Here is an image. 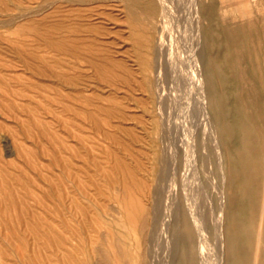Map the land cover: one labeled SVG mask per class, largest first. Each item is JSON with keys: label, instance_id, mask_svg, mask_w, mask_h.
Instances as JSON below:
<instances>
[{"label": "rangeland", "instance_id": "rangeland-1", "mask_svg": "<svg viewBox=\"0 0 264 264\" xmlns=\"http://www.w3.org/2000/svg\"><path fill=\"white\" fill-rule=\"evenodd\" d=\"M169 1L173 8L177 7L173 10L179 21H174L172 27L181 23L179 26L189 32L188 5L184 0ZM201 2H209L210 9L200 25V58L209 85L215 83L211 85L215 99L210 108L223 142L227 171L224 189L226 195H232V203L225 210V232L228 240L234 238V231L240 234V252L225 248L224 263L251 264L256 237L253 218H258L264 200V0ZM135 4L134 0H0V264H115V260L139 264L141 250L147 245L151 252L157 245L152 253L148 252L156 255L155 264H164L165 239L171 241L176 235L163 227V202L174 205L173 213H180L184 226L187 219L183 217L180 196L184 182L188 194L193 195H188L189 206L195 205L197 217H203L197 220L206 239L200 249L196 243L190 245V264H197L199 253L202 264H214L211 258L220 178L204 120L198 115L199 90L193 88L183 46L175 43L171 46L175 50H168V44H164L167 47L162 46L165 49L159 52L163 82L155 85L150 73L153 67L144 75L139 33L154 39L152 21L158 22L160 7L153 0L154 9L149 13ZM153 43L152 40V49ZM171 53L172 64L167 58ZM150 54L153 57V52ZM106 59L117 64L110 65L112 62ZM156 92L162 98L164 119L170 113L166 123L176 145L190 143L193 133L196 160L192 177L198 175L201 194L195 185L187 184L188 179L180 172L175 177L176 190L171 186L164 191L153 178L151 125L156 114ZM216 108H221L222 120ZM222 125L226 131L221 132ZM188 131L189 137L183 134ZM123 183L133 192L132 200H140L145 211L153 208L156 213L151 225L146 211L147 226L141 235L119 204ZM203 192L207 196L201 198ZM124 200L129 198L124 196ZM168 222L171 226V218ZM262 230L264 235V226ZM257 252L256 264H264L263 238ZM181 258L178 252L177 262Z\"/></svg>", "mask_w": 264, "mask_h": 264}, {"label": "bare ground", "instance_id": "bare-ground-1", "mask_svg": "<svg viewBox=\"0 0 264 264\" xmlns=\"http://www.w3.org/2000/svg\"><path fill=\"white\" fill-rule=\"evenodd\" d=\"M85 1V0H84ZM110 1V0H108ZM156 2L159 3V7H160V15H159V12H158V22H153L152 26H154V39H152L151 35L149 34H146L145 32H142V33H139L140 36H139V39H140V43H141V46H142V49L144 50L143 51V55H142V58H141V64H142V67L144 69V75L147 76L149 74L148 69H150V67L152 68L153 67V70H151L150 73H152L153 75V78H154V82H155V85L158 86V83L160 84V80L162 81V75L164 74H161L162 71H160V65H159V59H161L159 57V52L161 50V48H164L165 45L164 44H168V50H175V47L171 48V46L175 43L177 46L180 47L183 46L184 48V54H185V66H187L189 68V74H190V78H191V81H192V85H193V88L194 90L197 89L199 90V108H198V111L200 110L201 113L198 114L200 115L199 117L204 120V123H205V126H206V131L207 132V136H208V139H209V142L211 143L212 147L213 148V153H214V159H215V162L216 163V166H217V171H218V174H219V180H220V189H219V198H217L219 200V204H218V217L217 219L214 221L215 223V244L212 242V244H214V251H213V255H212V261L214 264H225V248L228 249V250H231L232 248L236 250L237 253L240 252V247H239V237H240V234L238 231H234V238H232L231 240H228L227 239V236H226V232H225V210L226 208L228 207V205H230L232 202H231V194L228 193L226 195V192H225V189H224V181L226 180V175H227V171L225 170V164H224V151H223V142L220 138V135H219V132H218V129H217V126H216V121L214 119V115L211 111V101L214 102V97H215V93H214V90L212 89L211 85L213 84L214 86V82L212 84L209 85L208 83V80L206 78V75H205V69L203 67V64H202V61H201V58H200V55L202 53L201 51V45H200V42H201V28H200V25H201V22L205 19L203 18L204 15L207 14L208 12V9H210V3L207 2L205 4H203L201 2V0H184L185 3L188 5L187 7H189V10H188V28H189V32H187V30L184 28V27H180L179 23L178 25L173 26L174 24V21H178L176 20L178 17L177 15L174 16V11L176 10V8H173V5L171 6L170 5V1L169 0H154ZM174 1V0H173ZM172 1V2H173ZM176 1V0H175ZM122 2V1H120ZM134 2L136 4H138L140 7L139 9H144L145 11L149 12V13H152L153 9H154V5H153V0H134ZM132 3V2H131ZM180 3V2H179ZM100 4V3H99ZM118 4V3H117ZM127 4V3H125ZM135 4V5H136ZM177 4V3H176ZM96 5V4H95ZM131 5V4H130ZM134 5V6H135ZM254 5V4H253ZM252 5V6H253ZM97 6V5H96ZM132 6V5H131ZM137 6V5H136ZM90 8V7H89ZM93 8V7H92ZM131 8V7H130ZM179 8V7H178ZM199 8H201L199 10ZM80 9V7L78 8ZM84 9V8H83ZM86 9V8H85ZM133 9V7H132ZM175 9V10H173ZM180 9H183V6L182 8ZM179 9V10H180ZM184 9H186V7H184ZM207 9V10H205ZM262 9V8H261ZM224 10V9H223ZM259 10V9H258ZM62 11V10H61ZM98 11V10H97ZM257 11V10H256ZM263 11V10H262ZM181 12V11H179ZM182 12H184V10H182ZM264 12V11H263ZM186 13V12H185ZM99 14V13H98ZM251 14V13H250ZM257 14V13H256ZM260 14V12H259ZM64 15V14H63ZM67 15V14H66ZM84 15V14H83ZM107 15V14H106ZM181 15V14H180ZM179 15V16H180ZM82 16V15H81ZM102 16H105L102 14ZM143 16V15H142ZM184 16V15H183ZM145 17V16H144ZM149 16H146V18H148ZM176 17V18H175ZM220 17L221 19L223 20L224 19V15L223 13L220 14ZM241 17V16H240ZM260 17V16H259ZM83 18V17H82ZM108 18V16H107ZM152 18V17H151ZM181 18V17H180ZM250 18V17H249ZM59 19V18H58ZM185 20V18H182ZM187 19V18H186ZM183 20V21H184ZM59 21V20H58ZM62 21V20H61ZM142 21V19H141ZM179 22V21H178ZM185 22V21H184ZM62 23V22H61ZM67 23H70V22H67ZM137 23V21H136ZM65 24V23H64ZM143 24V23H142ZM172 24V25H171ZM184 24V23H183ZM52 25V24H51ZM148 25V24H146ZM90 26V25H89ZM92 26V25H91ZM183 26V25H182ZM56 27V26H55ZM83 27H85L83 25ZM97 27V26H96ZM146 27V26H145ZM151 27V26H150ZM50 28V27H49ZM60 28V27H58ZM187 28V27H186ZM20 29V28H19ZM56 29V28H54ZM80 29V28H79ZM82 29V28H81ZM152 29V28H151ZM61 30V29H60ZM70 30V29H69ZM95 30V29H94ZM73 31V30H72ZM86 31V30H84ZM55 32V31H54ZM71 32V31H69ZM56 33V32H55ZM93 33V32H92ZM70 34V33H69ZM75 34V33H74ZM77 34V33H76ZM97 34V33H96ZM99 34V33H98ZM188 34V35H187ZM56 35V34H55ZM58 35V34H57ZM51 39V38H50ZM54 40H56V38H54ZM75 40V39H74ZM73 40V41H74ZM78 40V39H77ZM152 40H153V49L151 48V44H152ZM49 41V40H48ZM53 41V40H52ZM62 41V40H61ZM79 41V40H78ZM136 41V40H135ZM251 41V40H250ZM44 42H46V40H44ZM58 42V41H57ZM55 43V47H58L59 46V43ZM60 42V41H59ZM65 42V41H64ZM63 42V43H64ZM75 42V41H74ZM48 44V42H46ZM52 43V42H51ZM52 43V44H53ZM51 44V45H52ZM68 44V43H67ZM50 45V44H49ZM68 46V45H67ZM70 46V45H69ZM77 46V45H76ZM85 46V45H84ZM164 46V47H162ZM88 47V46H87ZM167 47V46H166ZM165 47V48H166ZM21 48V46H20ZM73 48V47H72ZM84 48V47H83ZM164 48V49H165ZM22 49V48H21ZM65 50V49H64ZM77 51V50H76ZM234 51V50H233ZM27 52V51H26ZM32 52V51H31ZM150 52H153V57L151 56ZM168 52V51H167ZM177 52V51H176ZM74 53V52H73ZM92 53L94 54V52L92 51ZM96 53V52H95ZM101 53V52H100ZM175 54V53H174ZM176 54H179V53H176ZM27 55V54H26ZM163 55V54H162ZM160 56H161V53H160ZM164 56H167V55H164ZM30 57V56H29ZM159 57V58H158ZM83 58V57H82ZM98 58V57H97ZM96 58V59H97ZM101 58V57H100ZM112 58V57H111ZM164 58V57H163ZM166 58V57H165ZM168 60L170 61L172 59V53L171 55L169 54V57H167ZM57 60V59H56ZM107 60V59H106ZM167 59H165L166 61ZM61 61V60H60ZM87 61V60H86ZM108 61V60H107ZM162 61V60H161ZM59 62V61H58ZM108 62H112L110 65H116L117 63H114L115 61H108ZM93 63V62H92ZM101 63V62H100ZM166 63V62H164ZM168 63V61H167ZM170 63L172 64V61H170ZM46 64V62H45ZM161 64V63H160ZM171 64L168 66L169 69H170V66ZM153 65V66H152ZM166 65V64H165ZM163 66V65H162ZM50 67V66H49ZM99 67V66H98ZM165 67V66H164ZM100 68V67H99ZM118 68V67H116ZM125 68V67H124ZM211 69L214 73V75L216 74L215 72V66L212 65L211 66ZM43 70V69H42ZM125 70V69H124ZM98 71V70H97ZM111 73V72H110ZM61 74V73H59ZM72 74V73H71ZM113 74V73H112ZM168 78H172L171 74H168ZM77 76V75H76ZM118 76V75H116ZM61 77V76H60ZM69 77V76H68ZM121 77V76H120ZM62 78V77H61ZM60 78V79H61ZM109 78V77H108ZM76 78L74 77V80ZM105 79V78H104ZM121 79V78H120ZM69 80V79H68ZM80 80V79H79ZM64 81V79H63ZM66 81V79H65ZM64 81V82H65ZM56 82V81H54ZM67 82V81H66ZM163 82V81H162ZM72 84V83H71ZM134 84V83H133ZM126 85V84H125ZM25 86V85H24ZM76 86V85H75ZM87 87V86H86ZM129 87V86H128ZM138 87V86H137ZM141 87V86H140ZM47 88V87H46ZM140 89V88H139ZM49 90V89H47ZM51 90V89H50ZM163 90V89H162ZM157 91H161V89L157 90ZM163 92V91H162ZM165 92V90H164ZM56 93V92H55ZM164 94V93H163ZM162 94V96H164ZM82 95V94H81ZM155 95V98H154V104H155V111L156 114H155V117L153 118V123L151 125V129H152V132H151V143H152V161H153V178L155 179V181L159 184L160 183V186L161 188L165 191L166 188H175L176 190V181H175V177H176V174L177 173H181L182 177H185L186 179H188V182L187 184H192V185H195V189L197 188V190H199L198 188H203V187H200L199 186V183H198V178L197 176L195 177V179H193L192 175L194 172L193 171V168H194V164H195V152H194V142H193V133H191V138H190V143L188 144H184L183 147H178L176 144V142H174V136L172 135L173 133L172 130L170 131L169 130V125H167L166 121L169 119V116H170V113L166 114L168 115V119L167 117H165L164 119V111H163V104L161 106V100L162 98L160 97L161 95H159L157 92ZM167 95V94H166ZM165 95V96H166ZM169 95V94H168ZM197 96V97H198ZM53 97V96H52ZM73 97V96H72ZM161 98V99H160ZM72 99V98H71ZM166 99V98H165ZM164 99V100H165ZM170 99V98H169ZM198 99V98H197ZM139 100V99H137ZM148 100V99H147ZM172 100H177V99H172ZM167 101V100H166ZM198 101V100H197ZM164 102V101H163ZM178 102V100L176 101ZM216 102V101H215ZM84 103V102H83ZM137 103H140V102H137ZM82 104V103H81ZM112 104H115V103H112ZM84 105V104H83ZM140 105V104H139ZM216 105V103H215ZM95 106V105H94ZM93 106V107H94ZM115 105H113L114 107ZM165 106V105H164ZM183 106V104H182ZM169 107V104L167 106V108ZM184 107V106H183ZM198 107V106H196ZM95 108V107H94ZM103 108V107H101ZM146 108V107H145ZM166 108V107H165ZM166 108V109H167ZM97 109V108H96ZM175 109V108H174ZM54 110V109H53ZM114 110V109H113ZM56 111V110H55ZM67 111V110H66ZM168 112L169 109H167ZM193 111V110H192ZM196 111V110H195ZM105 112V111H104ZM114 113V112H113ZM122 113V112H121ZM117 114V113H116ZM194 115V114H193ZM216 115L220 118V120H222L224 118V114L221 110V108H216ZM115 116V115H114ZM117 116V115H116ZM115 116V117H116ZM178 116V115H177ZM109 117V115H108ZM186 117V116H185ZM173 120L174 118L171 117ZM177 118V117H176ZM199 118V119H200ZM91 119V118H90ZM145 119V117H144ZM171 119V120H172ZM172 120V121H173ZM176 122L178 121L177 119H175ZM186 120V118H185ZM189 121V119H187ZM192 121V120H190ZM87 122V121H86ZM175 122V121H174ZM182 122V120H181ZM187 122V121H186ZM194 122V121H192ZM172 123V122H171ZM178 123V122H177ZM175 123V124H177ZM180 123V121H179ZM191 122H188L187 124L190 125ZM182 124V123H181ZM186 124V123H185ZM195 124V123H194ZM173 125V124H172ZM188 125H184V126H188ZM193 125V124H192ZM191 125V126H192ZM142 126V125H141ZM147 126V125H146ZM169 126V127H168ZM174 126V125H173ZM197 126L196 124L194 125V127ZM176 127H179V126H176ZM183 127V126H182ZM190 127V126H188ZM198 127V126H197ZM202 127V126H201ZM139 129V128H138ZM173 129H176V131L179 129V128H174ZM184 129V128H183ZM182 129V130H183ZM191 129V128H190ZM201 129V128H200ZM181 130V131H182ZM186 130V129H185ZM196 130V128H195ZM141 131V130H140ZM180 131V130H179ZM187 131V130H186ZM191 131V130H190ZM190 131L185 132L183 133L184 135L187 134V136L189 135ZM202 131V129H201ZM203 131V132H204ZM222 131H226V128L224 127V125H222L221 127V132ZM142 132V131H141ZM184 132V130H183ZM75 133V132H74ZM181 133V132H180ZM77 135V134H76ZM143 135V134H142ZM149 135V134H148ZM175 135V134H174ZM182 135V134H181ZM183 135V136H184ZM201 135V134H200ZM205 135V134H204ZM203 135V136H204ZM79 136V135H78ZM176 137V135H175ZM189 137V136H188ZM93 138V137H91ZM178 138V137H177ZM184 138V137H182ZM181 138V139H182ZM202 138V136H201ZM207 138V137H205ZM12 140V139H11ZM20 140V139H19ZM91 140V139H90ZM138 140V139H137ZM136 140V141H137ZM180 140V139H179ZM203 140V139H202ZM233 140V139H232ZM94 141V140H93ZM92 141V142H93ZM183 141V140H182ZM180 142L181 144L183 142ZM205 141V140H204ZM15 142V140H14ZM142 142V141H141ZM202 142V141H201ZM206 142V141H205ZM16 143V142H15ZM85 143V142H84ZM149 144V143H148ZM147 144V145H148ZM180 144V145H181ZM92 145V144H90ZM121 146V145H120ZM205 147V146H203ZM203 147H202V150H203ZM76 149V148H75ZM132 149V148H131ZM210 149V148H209ZM20 150V149H19ZM73 151V150H72ZM205 151V150H204ZM203 151V152H204ZM211 151V150H210ZM89 152V151H88ZM109 152V151H108ZM107 152V153H108ZM202 152V153H203ZM78 154V153H77ZM205 155V153H203ZM202 154V156H203ZM73 155V154H72ZM75 156V155H74ZM82 156V155H81ZM79 156V157H81ZM132 156V155H131ZM207 156V155H206ZM205 156V157H206ZM213 156V154H212ZM109 157V156H108ZM93 158V157H91ZM208 158V157H207ZM212 158V159H213ZM82 159V158H81ZM112 159V158H111ZM120 160V159H119ZM207 160V159H205ZM96 161V160H95ZM208 161V160H207ZM91 162V161H90ZM97 163V162H96ZM73 164V163H71ZM246 164H248L246 162ZM97 165H100V164H97ZM138 165V164H137ZM245 165V164H244ZM88 166V165H87ZM117 166V165H116ZM143 166V165H142ZM75 167V166H74ZM119 167V166H118ZM210 167V166H209ZM67 168V167H66ZM100 168V167H99ZM106 168V167H105ZM67 170V169H66ZM102 170V169H101ZM202 170V169H201ZM148 171V170H147ZM205 171V170H204ZM73 172V171H72ZM104 172V171H102ZM109 172V171H107ZM115 172V171H114ZM197 172V171H196ZM208 173V172H207ZM71 174V173H70ZM82 174V172H81ZM123 174V177H125V172L122 173ZM128 176L130 177V173L128 172L127 173ZM204 174H206V172H204ZM88 175V174H87ZM121 175V174H120ZM196 175V173H195ZM194 175V176H195ZM210 175V172L209 174ZM80 177V176H79ZM106 177V176H105ZM121 177V176H120ZM211 177V175H210ZM107 178V177H106ZM128 178V177H127ZM136 178V177H135ZM205 178V177H204ZM263 178H264V174H263ZM87 179V178H86ZM91 179V178H89ZM129 179V178H128ZM209 179V178H208ZM64 180V179H63ZM108 180V179H106ZM192 180L193 182L195 183H192ZM195 180V181H194ZM213 180V179H212ZM126 181V180H125ZM214 181V180H213ZM94 182V181H93ZM124 182V180H123ZM145 182V181H144ZM208 182V181H207ZM210 182V181H209ZM208 182V183H209ZM212 182V181H211ZM18 183V182H17ZM139 183V182H138ZM186 183V182H184ZM183 183V187H181V193H180V196H181V202H182V206H183V217H185L187 219V223L184 225V226H181V219H180V213L177 211L176 213H173V209L172 207H174V205L172 203H167V201L163 202L165 206V212L163 213L164 217L162 218L163 219V227L164 229H166V231H168L169 229L172 230V233L176 235V237L170 241V239H165L166 242H165V245H164V259H163V262L164 264H190V259H189V247L191 244H194L196 243L198 245V249H200V247L203 245L204 241L206 240L205 239V235H203V230L201 231L200 228L203 227L200 225V223L198 222L197 219H202L203 220V217L200 218V217H197V211H196V206L195 205H190L189 206V202L187 200H189V196H191L190 194H188V191L187 190L188 188H186L185 184ZM76 184V183H75ZM145 184V183H144ZM149 184V183H148ZM210 184V183H209ZM212 184V183H211ZM214 184V183H213ZM210 185V186H214L215 185ZM201 185V184H200ZM111 186V184H110ZM139 186V185H138ZM136 185V187H138ZM263 188H264V180H263V184H262ZM144 187V186H143ZM146 187V186H145ZM154 187V186H153ZM191 187V186H190ZM194 187V186H193ZM209 187V186H208ZM98 188V187H97ZM140 189V187H138ZM158 188V187H157ZM24 189V188H23ZM64 189V188H63ZM137 189V188H136ZM193 189V190H195ZM212 189V187H211ZM218 189V188H217ZM19 190V189H18ZM168 190V189H167ZM172 190V189H171ZM195 190V191H197ZM202 190V189H201ZM201 190H199V193L201 194ZM216 190V189H214ZM65 191V190H64ZM63 191V192H64ZM148 191V190H147ZM146 191V192H147ZM170 191V190H169ZM203 191V190H202ZM213 191V190H211ZM117 192H118V189H117ZM119 192H121L123 194V197H120L122 199V202L119 203L122 207H123V210L125 211L126 215H127V218H128V222L131 223L132 226L135 227V229H137L136 231H138L140 234L138 235H141L143 233V231L145 230V227L147 226L145 224V220H146V210L145 211V208L144 206H142L140 204V200H132L131 197V189L129 186H127L125 183H123L122 187L119 188ZM150 192V191H149ZM168 192V191H167ZM166 192V193H167ZM14 193V192H13ZM57 193V192H56ZM67 193V192H66ZM73 193V192H72ZM101 193V192H100ZM120 193V194H121ZM133 193V192H132ZM171 192H169V195H170ZM193 193V192H192ZM198 193V192H196ZM216 193V192H215ZM71 194V192H70ZM139 194V193H138ZM141 194V193H140ZM156 194V193H155ZM218 194V193H217ZM216 194V195H217ZM73 196V194H71ZM89 195V194H88ZM169 195L167 196H164L165 199H167V197H169ZM173 195L174 192H173ZM189 195V196H188ZM195 195V194H194ZM204 195V192L203 194L201 195V198L202 196ZM263 195H264V192H263ZM16 196V194H15ZM21 196V195H20ZM19 196V197H20ZM75 196V195H74ZM77 196V195H76ZM120 196V195H119ZM124 196L125 197H128L129 200L128 201H125L124 200ZM133 196H136V195H133ZM146 196V195H145ZM152 196H153V193H152ZM193 196V195H192ZM191 196V197H192ZM198 196V194H197ZM205 196V195H204ZM207 196V195H206ZM205 196V197H206ZM218 196V195H217ZM66 197V196H65ZM64 197V198H65ZM159 197V196H158ZM189 197V198H188ZM195 197V196H194ZM193 197V198H194ZM15 198V197H14ZM60 198V197H59ZM63 198V199H64ZM70 199L72 197H69ZM93 198V197H92ZM137 198V197H136ZM163 198V197H162ZM163 198V199H164ZM176 198V197H175ZM174 198V199H175ZM198 197H196L197 199ZM263 198V197H262ZM68 199V201L70 200ZM145 199V197H144ZM156 199V198H155ZM154 199V200H155ZM159 199V198H158ZM161 199V197H160ZM172 199V198H171ZM200 199V198H199ZM207 199V198H206ZM11 200V198H10ZM153 200V198H152ZM193 201V199H191ZM204 200V198H203ZM3 201V199L1 200ZM9 201V200H8ZM12 201V200H11ZM10 201V203H11ZM72 201V200H70ZM69 201V203H70ZM140 201V202H139ZM156 201V200H155ZM161 201V200H160ZM169 201V199H168ZM175 201V200H174ZM208 201V200H207ZM13 202V201H12ZM16 202V201H15ZM20 202V201H19ZM19 202H16V203H19ZM26 202V201H25ZM61 202V201H60ZM80 202V201H79ZM147 202V201H146ZM171 202V201H170ZM196 202V201H195ZM194 203H191V204H195ZM210 202V200H209ZM208 202V203H209ZM145 203V202H144ZM154 203V202H153ZM175 203V202H174ZM197 203V202H196ZM207 203V205H208ZM23 204H24V200H23ZM62 204V203H61ZM172 204V205H170ZM199 204V203H198ZM204 204V203H203ZM206 204V203H205ZM3 205V204H2ZM1 205V206H2ZM5 205V204H4ZM19 205V204H18ZM78 205V204H77ZM168 205V206H167ZM177 205V203H176ZM211 205V204H209ZM11 206V205H10ZM145 206H146V203H145ZM198 206V205H197ZM201 206V205H200ZM204 206V205H203ZM206 206V205H205ZM4 207V206H3ZM57 207V206H56ZM99 207V206H98ZM159 207V206H158ZM176 207V206H175ZM202 207V206H201ZM209 207V206H207ZM11 208V207H10ZM58 208V207H57ZM69 208V206H68ZM66 208V209H68ZM147 208V207H146ZM151 208V206H150ZM171 208V210H170ZM200 208V207H198ZM3 209V208H2ZM19 209V207H18ZM149 209V208H148ZM157 209V208H156ZM169 209V211H168ZM1 210V209H0ZM74 210V209H73ZM83 210V209H82ZM101 210V209H100ZM3 211V210H2ZM12 211V210H11ZM24 211V210H23ZM60 211V210H59ZM85 211V210H84ZM83 211V212H84ZM216 211V210H215ZM263 211H264V200L262 199L261 201V206H260V211H259V215H258V218L255 219L253 218V223L256 224V237H255V241L252 242V247H251V254H250V258H251V264H256L257 262V258H258V246H259V243H260V240L263 238L264 239V235H263V226H264V217H263ZM19 212V211H18ZM149 212V211H148ZM157 212V211H156ZM170 212V213H169ZM204 212V211H203ZM13 213V212H12ZM200 213V212H199ZM209 213V212H208ZM74 214V213H73ZM203 214V213H202ZM207 214V213H205ZM211 214L213 216V213L211 211ZM14 215V214H13ZM149 215V219L151 220V225L153 224L155 218H156V213L154 212V209L151 208L150 209V212L147 213V216ZM204 215V214H203ZM23 216V215H22ZM20 218V217H19ZM171 218L172 220V225L169 226V219ZM63 219V218H62ZM89 221H90V218H88ZM161 219V220H162ZM212 219V218H211ZM64 220V219H63ZM62 220V222H63ZM115 220V219H114ZM120 220V219H118ZM200 220V221H202ZM59 221V220H58ZM70 221V220H69ZM93 220H91L92 222ZM97 221V220H96ZM24 222V221H23ZM81 222V221H80ZM149 222V221H148ZM171 222V221H170ZM9 223V222H8ZM65 223V222H64ZM67 223V222H66ZM126 223V222H125ZM203 223V221H202ZM24 225V224H23ZM83 225V224H82ZM199 225L201 227H199ZM13 226V225H12ZM17 226V225H16ZM97 227V226H95ZM103 227V226H102ZM150 227V226H149ZM210 228V227H209ZM70 229V228H69ZM97 229V228H96ZM213 230V229H212ZM47 231V230H46ZM59 231V230H58ZM85 231V230H84ZM148 231V229L146 230ZM165 231V232H166ZM48 232V231H47ZM164 232V231H163ZM74 233V232H73ZM86 233V232H85ZM148 233V232H147ZM155 234V232H154ZM206 234V233H205ZM212 234V235H213ZM87 235V234H86ZM152 236V233L150 234ZM149 234L147 236H150ZM158 235V234H157ZM163 235V234H162ZM166 235V234H165ZM172 235V234H171ZM63 236V235H62ZM109 236H110V233H109ZM159 236V235H158ZM157 236V237H158ZM169 236V235H168ZM87 237V236H86ZM153 237V236H152ZM161 237V236H160ZM154 238V237H153ZM162 238V237H161ZM160 238V239H161ZM164 238V237H163ZM168 238V237H167ZM88 239V238H87ZM105 239V238H104ZM103 239V240H104ZM150 239V238H149ZM65 240V239H64ZM143 240V239H142ZM147 240V238H146ZM159 240V239H158ZM164 240V241H165ZM208 240V238H207ZM214 240V239H213ZM105 241V240H104ZM151 241V240H150ZM212 241V240H211ZM70 242V241H69ZM143 242V241H142ZM146 242V241H145ZM149 242V241H148ZM152 242V241H151ZM147 243V242H146ZM73 244V243H72ZM90 244V243H89ZM88 244V245H89ZM164 244V243H162ZM61 245V244H60ZM64 245V244H63ZM153 245V243H152ZM62 246V245H61ZM107 246V245H106ZM157 246V245H156ZM154 246V247H156ZM161 246V245H159ZM208 246V244H207ZM210 246V245H209ZM144 247V246H143ZM154 247L153 248V251H154ZM212 247V246H211ZM66 248V247H65ZM108 248V247H107ZM60 249V248H59ZM149 247L148 245L146 247H144L143 250H141V258L140 260L138 261L139 264H155V256L153 254H151V250H148ZM211 249V248H210ZM213 249V248H212ZM74 251V250H73ZM150 251V252H148ZM201 251L203 252V249H201ZM61 252V250H60ZM71 252V251H70ZM76 252V251H75ZM112 251H110L111 253ZM163 252V251H162ZM180 253L181 254V261H178L176 260V254L177 253ZM197 252V251H196ZM207 252V251H206ZM209 252V251H208ZM207 252V253H208ZM160 253V251H159ZM79 254V253H78ZM202 254V253H201ZM210 254V257H211V252L209 253ZM208 254V255H209ZM61 255V254H59ZM161 256V255H160ZM63 257V256H62ZM75 257V256H74ZM113 257V255H112ZM158 257V256H157ZM60 260H61V257H59ZM68 258V257H67ZM114 259V258H113ZM192 259V258H191ZM203 259V258H202ZM79 260V259H78ZM204 260V259H203ZM66 261V259H65ZM205 261V260H204ZM203 261V262H204ZM157 262V261H156ZM208 262V261H207ZM158 263V262H157ZM197 264H202L201 263V256H200V253L198 254V257H197ZM206 263V262H205ZM68 264V263H66ZM115 264H122V262H119L118 260H115ZM124 264V262H123ZM134 264H137V262ZM211 264V263H209ZM243 264H245V262H243Z\"/></svg>", "mask_w": 264, "mask_h": 264}]
</instances>
